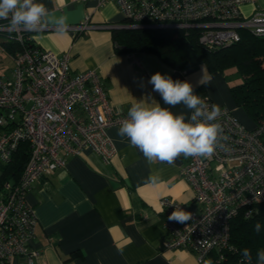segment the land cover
<instances>
[{"label": "built area", "instance_id": "1", "mask_svg": "<svg viewBox=\"0 0 264 264\" xmlns=\"http://www.w3.org/2000/svg\"><path fill=\"white\" fill-rule=\"evenodd\" d=\"M80 1V0H76ZM114 1L124 21L115 27H172L198 29L206 48L225 46L240 38V31L264 34V9L254 5L249 14L241 6L255 0H96ZM85 20L68 29L90 27ZM0 19V61L9 62L0 73V160L8 162L22 142L28 158L20 176L6 181L0 194V264H39L40 249L30 247L36 216L25 194L38 178L64 165L65 156L92 149L108 163L116 148L107 133L120 128L128 113L114 110L100 75L94 69L72 73L67 54L57 55L38 46L35 31H11ZM136 60V58H133ZM211 110L220 108L222 134L210 157H188L179 168L191 185L196 207L169 196L159 198L164 248H185L198 264H249L231 262L230 220L249 216L264 201V125L247 128L226 106L196 93ZM191 116V112H190ZM189 116V117H190ZM176 207L190 212L185 223L168 220Z\"/></svg>", "mask_w": 264, "mask_h": 264}, {"label": "crops", "instance_id": "2", "mask_svg": "<svg viewBox=\"0 0 264 264\" xmlns=\"http://www.w3.org/2000/svg\"><path fill=\"white\" fill-rule=\"evenodd\" d=\"M56 17L65 16L67 24L85 20L90 27L78 32L60 33L53 26L35 31L34 42L57 55L67 54L71 72L94 69L114 110L128 113L137 103L169 108L187 118L191 110L183 104L165 105L160 94L148 83L156 72L173 80L188 81L196 94L202 85L215 103L228 107L248 128L254 122L231 98L222 73L204 64L187 72L174 68L152 52H116L111 29L124 21L114 1L36 0ZM254 5L264 9V0L241 6L249 14ZM133 58H136L134 60ZM118 127L107 133L116 153L106 163L90 148L65 156V163L33 182L25 194L36 216L30 247L40 249L39 264H198L195 254L185 248H164V229L159 198L169 196L196 207L191 185L180 175L183 155L174 163H149L142 152L118 135ZM264 142V129L259 134ZM0 160V179L4 165ZM156 177L153 183L149 178ZM8 182H13L11 176ZM1 194V191H0ZM16 264H26L22 256Z\"/></svg>", "mask_w": 264, "mask_h": 264}, {"label": "trees", "instance_id": "3", "mask_svg": "<svg viewBox=\"0 0 264 264\" xmlns=\"http://www.w3.org/2000/svg\"><path fill=\"white\" fill-rule=\"evenodd\" d=\"M111 34L116 52H152L177 69H195L204 64L210 71L223 74L226 68L233 66L236 75L241 77L240 82L228 85L235 104L254 122L264 125V34L241 30L239 40L212 49L199 43L198 29L194 27H115ZM196 92L206 94L202 85L196 87ZM28 147L27 142H22L5 163V173L0 179L2 193L8 176L13 181L20 176L28 158ZM258 222L261 224L259 232L255 230ZM230 243L232 250L227 254L231 262L246 260L242 252L248 249L251 253L248 263L257 264V252L264 249V201L256 203L249 216L240 212L232 217Z\"/></svg>", "mask_w": 264, "mask_h": 264}, {"label": "clouds", "instance_id": "4", "mask_svg": "<svg viewBox=\"0 0 264 264\" xmlns=\"http://www.w3.org/2000/svg\"><path fill=\"white\" fill-rule=\"evenodd\" d=\"M0 19L8 20L7 28L11 31H34L41 27L53 26L60 33L67 27L65 16L56 17L42 3L36 0H0ZM153 91L158 92L165 105L175 107L183 104L191 110L186 119L183 113L176 115L169 108L137 102L128 111L122 121L118 135L127 137L132 147L138 148L151 164L157 160L174 163L181 155L188 157H210L217 146L218 137L222 134L219 123L220 108L213 105L208 109L206 102L194 93L188 81L173 80L169 75L160 72L153 74L149 81ZM153 183L156 177L149 178ZM192 218L190 212L176 207L168 220L185 223ZM261 230V224L255 225ZM246 260H251L248 249L242 252ZM257 264H264V249L257 252Z\"/></svg>", "mask_w": 264, "mask_h": 264}, {"label": "rangeland", "instance_id": "5", "mask_svg": "<svg viewBox=\"0 0 264 264\" xmlns=\"http://www.w3.org/2000/svg\"><path fill=\"white\" fill-rule=\"evenodd\" d=\"M6 60L7 59L5 57H3V59L0 61V73H3L6 66H8V64H9V62ZM223 76L225 77L228 85H233L234 83L240 82V80H241V77L236 75L235 68L233 66L226 68L224 73H223ZM231 98H232V96H231Z\"/></svg>", "mask_w": 264, "mask_h": 264}, {"label": "water", "instance_id": "6", "mask_svg": "<svg viewBox=\"0 0 264 264\" xmlns=\"http://www.w3.org/2000/svg\"><path fill=\"white\" fill-rule=\"evenodd\" d=\"M186 71L189 72V71H191V69H187Z\"/></svg>", "mask_w": 264, "mask_h": 264}]
</instances>
